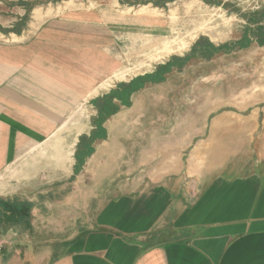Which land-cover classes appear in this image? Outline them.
Segmentation results:
<instances>
[{"label": "crops", "instance_id": "crops-1", "mask_svg": "<svg viewBox=\"0 0 264 264\" xmlns=\"http://www.w3.org/2000/svg\"><path fill=\"white\" fill-rule=\"evenodd\" d=\"M109 41L104 23L74 18L0 41V264H264V144L259 166L205 171L197 186H164L162 171L154 185H105L99 171L113 177L122 159L109 146L93 159L112 170L76 169L66 120L119 67Z\"/></svg>", "mask_w": 264, "mask_h": 264}, {"label": "rangeland", "instance_id": "rangeland-1", "mask_svg": "<svg viewBox=\"0 0 264 264\" xmlns=\"http://www.w3.org/2000/svg\"><path fill=\"white\" fill-rule=\"evenodd\" d=\"M64 18L107 25L106 49L119 63L66 120L76 169L106 170L93 158L108 146L122 159L108 163L113 177L99 171V181L117 187L154 185L157 171L164 186H197L205 171L260 165L264 0H0V41L27 39ZM161 89L168 94L152 103ZM139 103L142 114L130 124ZM121 119L127 124L118 130Z\"/></svg>", "mask_w": 264, "mask_h": 264}, {"label": "trees", "instance_id": "trees-1", "mask_svg": "<svg viewBox=\"0 0 264 264\" xmlns=\"http://www.w3.org/2000/svg\"><path fill=\"white\" fill-rule=\"evenodd\" d=\"M264 37V35H262ZM261 42L264 43V39H261ZM85 141V139L82 140V142Z\"/></svg>", "mask_w": 264, "mask_h": 264}]
</instances>
